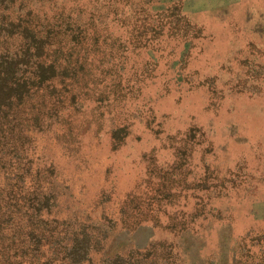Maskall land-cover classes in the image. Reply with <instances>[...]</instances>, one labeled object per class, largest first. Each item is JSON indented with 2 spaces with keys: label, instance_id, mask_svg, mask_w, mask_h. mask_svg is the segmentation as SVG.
Returning <instances> with one entry per match:
<instances>
[{
  "label": "rangeland",
  "instance_id": "obj_1",
  "mask_svg": "<svg viewBox=\"0 0 264 264\" xmlns=\"http://www.w3.org/2000/svg\"><path fill=\"white\" fill-rule=\"evenodd\" d=\"M127 1L130 13L141 3L154 21L184 15L200 31L168 38L169 54L142 48L137 61H157L159 77L124 98L100 86L104 96L72 107L75 128L65 141L47 135L62 152L56 209L76 226L88 214L116 219L126 204L162 203L132 230L119 221L108 233L110 224L100 222L98 233L111 244L105 264H140L157 239L178 238L167 226L179 220L199 229L181 236L187 264H264V0ZM1 13L0 5V61L7 58L0 104L13 82L36 78L33 49L26 54L23 36L7 34ZM200 208L209 210L206 219L195 216Z\"/></svg>",
  "mask_w": 264,
  "mask_h": 264
},
{
  "label": "trees",
  "instance_id": "obj_2",
  "mask_svg": "<svg viewBox=\"0 0 264 264\" xmlns=\"http://www.w3.org/2000/svg\"><path fill=\"white\" fill-rule=\"evenodd\" d=\"M90 2L94 3L91 8ZM122 4L128 1L0 0L5 31L23 36L24 51L33 49L36 68V78L25 81L26 85L13 82V92L0 104V264H105L111 249L107 234L116 231L119 221L132 230L162 210L161 202L153 206L138 201L133 209L126 204L125 214L117 212L116 219L88 214L87 222L75 226L56 209L55 160L62 152L58 147L57 155L55 145L46 142L47 135L65 141L75 128L72 107L79 109L81 97L104 96L100 86H111L108 89L115 98H124L136 92L139 83L159 77L157 61H137L142 48L169 54L168 38H184L190 30L195 36L200 31L184 15L154 21L141 3L131 13ZM122 115L126 120L131 116L129 112ZM35 134L43 137L38 140ZM208 213L200 208L195 216L206 219ZM104 218L110 224L105 235L98 233ZM167 228L178 238L157 239L154 251L142 253L140 264L159 259L164 264H187L181 236L196 237L199 229L183 220ZM151 256L153 262L147 260Z\"/></svg>",
  "mask_w": 264,
  "mask_h": 264
}]
</instances>
